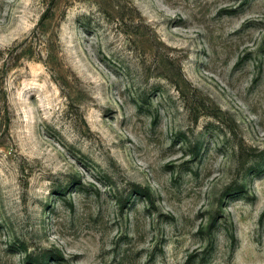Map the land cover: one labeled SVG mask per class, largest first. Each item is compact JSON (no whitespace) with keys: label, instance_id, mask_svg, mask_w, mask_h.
Masks as SVG:
<instances>
[{"label":"rangeland","instance_id":"rangeland-1","mask_svg":"<svg viewBox=\"0 0 264 264\" xmlns=\"http://www.w3.org/2000/svg\"><path fill=\"white\" fill-rule=\"evenodd\" d=\"M0 264H264V0H0Z\"/></svg>","mask_w":264,"mask_h":264}]
</instances>
